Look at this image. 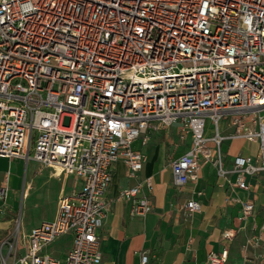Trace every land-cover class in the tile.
<instances>
[{"label": "built area", "instance_id": "1", "mask_svg": "<svg viewBox=\"0 0 264 264\" xmlns=\"http://www.w3.org/2000/svg\"><path fill=\"white\" fill-rule=\"evenodd\" d=\"M224 116L229 135L220 132ZM207 119L215 131L206 132ZM174 123L179 141L188 140L170 162L175 185L196 183L204 164L226 177L220 145L237 137L258 142L259 152L233 157L229 184L246 190L247 178L264 172V0H0V157L27 162L34 140L40 168L79 182L57 198L52 219L2 242L1 264H100L97 231L115 162L135 178L144 155L134 140L144 145L151 131ZM143 185L150 188V179L120 192L131 215L152 209ZM225 201L239 203L251 221L241 264H264V218L251 201ZM185 208L201 205L190 199ZM67 235L63 258L48 251ZM233 237L232 229L221 232ZM227 259L224 248L202 264ZM147 261L142 250L138 264Z\"/></svg>", "mask_w": 264, "mask_h": 264}, {"label": "crops", "instance_id": "2", "mask_svg": "<svg viewBox=\"0 0 264 264\" xmlns=\"http://www.w3.org/2000/svg\"><path fill=\"white\" fill-rule=\"evenodd\" d=\"M170 127L174 132L169 127L164 132H160V128L154 131L144 154L137 149L144 155V161L135 178L128 177L123 161L115 162L106 193L109 208L97 231L102 253L100 264H138L142 250L148 251L147 264H202L207 253L219 252L224 248L228 251L225 264H241V244L253 229L250 219H242L240 204L227 203L225 197L229 195L253 202L257 219L264 218V172L248 177L249 188L246 190L229 184L235 177L232 172L233 157L255 156L259 152L258 142H248L240 137L225 140L222 166L227 171L226 177H219L213 166L204 164L196 183L179 187L173 182L170 162L187 150L188 140L179 141L176 123ZM233 130L229 118L224 116L220 123L221 134L229 135ZM172 133H175L174 137ZM19 160L0 157V187L7 188L5 200L0 202V264L3 254L1 244L9 236V229L16 219L13 217V213L16 214V200H22L31 189L24 172L23 177L20 175ZM44 170L47 169L35 168L33 174ZM50 179L55 177L47 170L44 183ZM73 179V188L67 195L79 187L77 179ZM145 179H150L151 187L143 185L140 194L148 196L152 209L143 215H131L132 203L121 198L120 192L138 183L143 184ZM58 188L56 200L62 195L61 186ZM190 199L200 203L199 211L188 212L185 203ZM56 200L53 207L39 216L33 226L26 228L22 223L23 228L19 227L21 232L27 234L41 221L52 219L56 213ZM225 229L234 231L232 239L221 238V232ZM65 237L69 238V247L71 237Z\"/></svg>", "mask_w": 264, "mask_h": 264}, {"label": "rangeland", "instance_id": "3", "mask_svg": "<svg viewBox=\"0 0 264 264\" xmlns=\"http://www.w3.org/2000/svg\"><path fill=\"white\" fill-rule=\"evenodd\" d=\"M64 122L67 123V118L64 119ZM158 128H160V132H164L163 130H167L163 127ZM168 129L173 131L172 127H169ZM211 129L212 132L215 131V128L213 127V125H210V121L207 119L206 132L210 133ZM154 131L155 130L149 133V140L151 135H153ZM174 134H171L172 137H174ZM33 135L35 136V131H33ZM225 142V140L222 141L220 145L222 153L225 150ZM148 144L149 142L143 145L141 143V138L139 137L134 140L132 148L140 149L141 152L144 154L148 148ZM33 147L34 140L31 141L29 145L27 162L24 159L19 158L20 175L21 177H23L24 172L25 179L31 183V189L29 190V194L25 196L22 200H16V214L13 213V217L15 216L16 219L12 224L11 228L9 229V236L4 239L5 242H8L11 238L16 237L17 232L21 231L19 227H22V223L26 226V228H30L35 224L39 216L44 215L51 207H53L59 190L58 186H61V191L63 195H67L66 193L71 191V189L73 188L72 186L74 183V176L68 175L63 171H60L59 168L44 167L47 170L51 171L53 176L55 177V179L47 180L46 183H44V181L47 175V170L33 174L35 168L36 170L40 168L38 164L32 161ZM24 163H27L25 171ZM27 204L29 205L28 207H26ZM17 219L19 220L18 222H16ZM68 240L69 238L65 236L59 238L48 247V251H51L56 256L63 258L68 250ZM4 246L6 247L4 248ZM4 246L2 250V257H5L6 253H8V245ZM7 264H12L11 260L8 259Z\"/></svg>", "mask_w": 264, "mask_h": 264}]
</instances>
